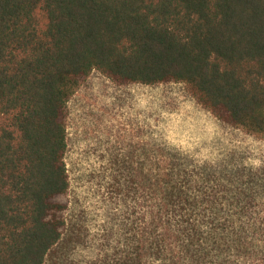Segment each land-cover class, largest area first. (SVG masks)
Listing matches in <instances>:
<instances>
[{"label":"trees","instance_id":"trees-1","mask_svg":"<svg viewBox=\"0 0 264 264\" xmlns=\"http://www.w3.org/2000/svg\"><path fill=\"white\" fill-rule=\"evenodd\" d=\"M93 70L184 82L264 139V0H0V264H46L64 240L68 102ZM146 157L113 253L73 264H264V174Z\"/></svg>","mask_w":264,"mask_h":264},{"label":"rangeland","instance_id":"rangeland-1","mask_svg":"<svg viewBox=\"0 0 264 264\" xmlns=\"http://www.w3.org/2000/svg\"><path fill=\"white\" fill-rule=\"evenodd\" d=\"M67 142L64 240L46 264L113 251L133 205L128 177L164 145L220 174H264V139L220 119L179 81L120 84L93 70L69 99Z\"/></svg>","mask_w":264,"mask_h":264}]
</instances>
